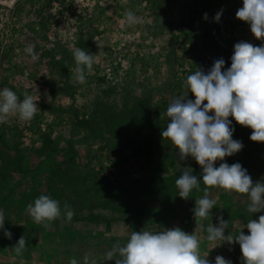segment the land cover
Returning <instances> with one entry per match:
<instances>
[{"label": "rangeland", "instance_id": "rangeland-1", "mask_svg": "<svg viewBox=\"0 0 264 264\" xmlns=\"http://www.w3.org/2000/svg\"><path fill=\"white\" fill-rule=\"evenodd\" d=\"M242 6L243 0H0V89L21 100L30 95L37 105L30 121L12 115L0 124V196L28 204L42 194L58 200L62 215L49 223L62 235L85 227L98 264L112 248L104 242L115 236L123 244L133 231L174 227L195 235L200 257L212 264L217 256L243 264L239 244L209 241L207 228L219 217L226 235L249 234L248 220L264 210L251 214L247 194L209 187L216 203L206 219L196 220L192 210L205 185L183 199L175 180L184 170L200 177L202 168L190 156L180 160L161 136L164 113L183 95L188 75L207 73L220 58L230 67L237 42L261 44L236 17ZM128 10L138 18L133 26L125 23ZM76 48L94 60L84 84L74 78ZM229 119L243 148L214 166L239 162L253 183L264 182V142L252 141L250 127ZM20 204L17 232L27 217L33 220L25 201ZM65 204L74 211L71 220L63 215ZM109 263L115 259L102 262Z\"/></svg>", "mask_w": 264, "mask_h": 264}, {"label": "clouds", "instance_id": "clouds-1", "mask_svg": "<svg viewBox=\"0 0 264 264\" xmlns=\"http://www.w3.org/2000/svg\"><path fill=\"white\" fill-rule=\"evenodd\" d=\"M124 15L126 26L138 23L133 11L128 10ZM221 15L222 12H217L214 21L219 22ZM236 17L250 25L251 32L261 44L253 46L246 41L237 42L230 57V67L225 69V60L220 58L214 61L207 73L197 69L188 75L183 81V95L174 98L164 113L168 123L161 136L178 149L180 160L190 156L202 168L200 177L184 170L175 180L178 195L183 199L191 197L194 189L199 191L201 181L205 185L204 196L195 199L192 210L196 220L206 219L216 203L208 197L209 187L247 194V211L251 214L264 210V182L253 183L247 169L239 162L214 166L217 160L223 161L226 156H232L243 148L241 141L232 138L234 128L230 116L253 130L249 137L252 141L264 142V0H243ZM203 18L207 19V13ZM25 51L33 60L36 59L33 46H28ZM73 59L76 65L74 78L84 84L86 74L93 69V57L90 52L76 48ZM189 93L195 98L187 99ZM36 112V102L30 95L24 94L21 100L13 90L0 89V124L12 115L22 121H30ZM27 212L35 223L45 225L62 215L60 202L44 194L27 205ZM63 215L68 220L72 219L74 211L71 206L65 204ZM4 223V213L0 209V230L11 239L12 234L4 228ZM226 228L227 222L218 217V224L207 228V240L238 243L243 264H264V215L248 220L246 228L249 234L239 231L234 237L228 236ZM25 248L26 239L21 236L12 250L16 255H22ZM206 257H200L199 240L195 235L174 227L158 232L133 231L125 243L109 249L103 261L115 259V264H212ZM70 264L80 262L72 259ZM82 264L98 262L85 255ZM214 264L232 262L217 256Z\"/></svg>", "mask_w": 264, "mask_h": 264}, {"label": "crops", "instance_id": "crops-1", "mask_svg": "<svg viewBox=\"0 0 264 264\" xmlns=\"http://www.w3.org/2000/svg\"><path fill=\"white\" fill-rule=\"evenodd\" d=\"M2 197L0 196L2 207L0 209L3 210L5 216L4 228L10 231L12 236L8 239L4 231L0 230V264H70L72 259L82 264L85 255L92 259L93 244L90 242L91 238L82 232H85V227L79 228L82 233L77 231L78 227H74L75 230L72 231L74 235L70 234L72 228L68 227V232L65 231L62 235L61 228L56 224L47 223L52 225V229L46 230L45 224H37L27 217L22 228L24 231L17 232L14 230V225L21 218V209L24 205L20 203L22 200L26 205L28 203L25 199L20 201L11 196ZM21 236L26 239V248L22 255H16L12 247ZM117 241V236H115L104 243L113 247Z\"/></svg>", "mask_w": 264, "mask_h": 264}]
</instances>
